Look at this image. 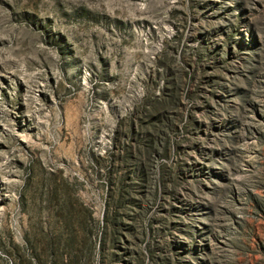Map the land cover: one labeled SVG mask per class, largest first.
Instances as JSON below:
<instances>
[{"label": "rangeland", "instance_id": "1", "mask_svg": "<svg viewBox=\"0 0 264 264\" xmlns=\"http://www.w3.org/2000/svg\"><path fill=\"white\" fill-rule=\"evenodd\" d=\"M0 264H264V0H0Z\"/></svg>", "mask_w": 264, "mask_h": 264}]
</instances>
